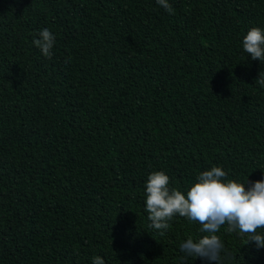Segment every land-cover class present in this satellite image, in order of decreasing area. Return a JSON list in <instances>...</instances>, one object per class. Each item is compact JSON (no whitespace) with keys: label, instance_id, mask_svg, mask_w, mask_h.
Returning <instances> with one entry per match:
<instances>
[{"label":"trees","instance_id":"16d2710c","mask_svg":"<svg viewBox=\"0 0 264 264\" xmlns=\"http://www.w3.org/2000/svg\"><path fill=\"white\" fill-rule=\"evenodd\" d=\"M169 3L0 0V264H217L181 250L198 223L149 227L145 185L264 180V62L243 50L264 0ZM226 228L222 264H264Z\"/></svg>","mask_w":264,"mask_h":264},{"label":"clouds","instance_id":"9594fccd","mask_svg":"<svg viewBox=\"0 0 264 264\" xmlns=\"http://www.w3.org/2000/svg\"><path fill=\"white\" fill-rule=\"evenodd\" d=\"M169 14L174 13L169 0H156ZM33 43L42 54L51 59L56 37L48 28L38 33ZM243 50L252 60L264 62V29L251 28L243 39ZM264 87V71L255 80ZM227 173L222 167L213 166L201 172L196 182L185 192L170 187L171 178L164 171H153L146 182V207L149 227L167 230L176 216L196 222L201 227V237L187 238L181 250L188 256L200 257L222 264L225 252L223 241L218 234L227 225L228 233L237 232L254 243L257 250L264 248V180L238 182L226 180ZM163 235V231H161ZM92 264H105L100 256H95Z\"/></svg>","mask_w":264,"mask_h":264}]
</instances>
